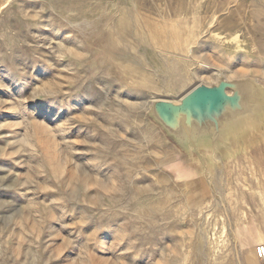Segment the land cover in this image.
Segmentation results:
<instances>
[{
    "label": "rangeland",
    "instance_id": "1",
    "mask_svg": "<svg viewBox=\"0 0 264 264\" xmlns=\"http://www.w3.org/2000/svg\"><path fill=\"white\" fill-rule=\"evenodd\" d=\"M0 3V264H259L264 110L195 150L189 190L163 161L196 167L192 143L150 108L220 77L264 93V0Z\"/></svg>",
    "mask_w": 264,
    "mask_h": 264
},
{
    "label": "water",
    "instance_id": "2",
    "mask_svg": "<svg viewBox=\"0 0 264 264\" xmlns=\"http://www.w3.org/2000/svg\"><path fill=\"white\" fill-rule=\"evenodd\" d=\"M263 97L252 80L220 77L215 84L194 86L178 102L154 100L150 114L180 144L195 146L206 137L213 144L222 132L264 110Z\"/></svg>",
    "mask_w": 264,
    "mask_h": 264
},
{
    "label": "bare ground",
    "instance_id": "3",
    "mask_svg": "<svg viewBox=\"0 0 264 264\" xmlns=\"http://www.w3.org/2000/svg\"><path fill=\"white\" fill-rule=\"evenodd\" d=\"M1 4V3H0ZM262 4V3H261ZM263 5H258V6H256V8H255V10H254V12H255V14H257V15H264V7H262ZM233 40V39H232ZM161 41V40H160ZM156 42V41H155ZM261 43V46H263L262 48H264V41H261L260 42ZM239 45V44H238ZM255 45V43L252 45V46H254ZM191 51V49H188V52H190ZM191 58H190V57ZM189 56H187V58H190L191 60H192V56H191V53H190V55ZM238 57V56H237ZM243 59L244 60H246L247 59V56H243ZM193 60H196V59H193ZM229 60V58L227 57V61ZM240 60V62H241V60L242 59H239ZM244 60H243V62H244ZM197 63H199V62H197ZM239 63V62H238ZM228 70L229 71H231L232 70V68H228ZM263 73H264V70H263ZM166 85V84H165ZM167 86V85H166ZM169 88V87H168ZM258 116V115H257ZM261 118V117H260ZM246 120V119H245ZM242 122L243 121H241L240 123V126L241 125H243L242 124ZM239 124V123H238ZM237 126V128H240L239 127V125H236ZM242 127V126H241ZM262 127V126H261ZM244 129H245V126L243 127ZM250 128H251V126H250ZM253 128V127H252ZM243 129V131H245ZM240 130H241V128H240ZM232 131V130H231ZM236 131V130H235ZM239 131V130H238ZM238 131H236V134H238L237 132ZM262 131H264V130H262ZM261 131V132H262ZM246 133H247V129H246V131H245ZM245 132H243L242 133V136L241 137H243V135H244V133ZM252 132H254L253 130H252ZM225 134V133H224ZM230 134H231V132H230ZM234 134V133H233ZM241 134V133H240ZM240 134L238 135V136H240ZM252 135H253V133H252ZM262 135V134H261ZM221 136V135H220ZM249 136H251V135H249ZM255 137L254 138H256V135H254ZM263 136V135H262ZM244 138V137H243ZM245 138H248V136L247 135H245ZM219 139H220V137H219ZM206 139H202V145H203V142L205 143L204 145H203V147L202 146H200L199 145V140L196 142V144H195V146H192L191 144H185L184 146V148H185V150L188 152V155H189V158L192 160V161H194V162H196L197 163V166L196 167H191L190 166V164L187 162V161H185V160H183L181 157H179V155L178 154H176L175 155V157H174V159L173 158H170V159H168V160H166L165 162L163 161V164H166L167 165V167H169V168H172V169H174V172H175V176L176 177H178V178H182L183 179V181L185 182V184L187 185V187H188V189L189 190H191V189H193V188H195V189H198V188H200L199 187V185L201 184V182L200 181H198V179H192L193 178V176L197 173V171L199 170H203L204 171V169H205V167H203V166H206L205 164L203 165V156L201 155V153L200 152H195V150H200V149H202V150H204L206 147H208V144H206V142H210V140L209 141H205ZM243 141V145H244V149L245 150H243V152H244V154H245V156L248 158H251V156H250V153H251V148H250V146H251V144H250V146H249V144H248V142L249 141H247V140H242ZM253 140L251 139V141L250 142H252ZM253 144V143H252ZM206 146V147H205ZM252 147V146H251ZM197 154V156H195V154ZM251 160V159H250ZM101 184V183H100ZM211 233V232H210ZM211 239H212V241H210L209 242V244H213V245H216V246H218V237H220L219 235L217 236V235H215V233L213 232V235L211 234ZM203 246H205V241H202V240H200L199 242H198V248L200 249L201 247H203ZM65 253V252H64ZM214 257V256H213ZM213 260H216V257H214L213 258Z\"/></svg>",
    "mask_w": 264,
    "mask_h": 264
},
{
    "label": "crops",
    "instance_id": "4",
    "mask_svg": "<svg viewBox=\"0 0 264 264\" xmlns=\"http://www.w3.org/2000/svg\"><path fill=\"white\" fill-rule=\"evenodd\" d=\"M261 207H264V204H261L260 200L254 199L252 214L246 219L244 222L246 227L244 226V230L242 229V235H246L244 250L253 253L251 255L255 258H257L256 247L264 246V210H261Z\"/></svg>",
    "mask_w": 264,
    "mask_h": 264
},
{
    "label": "built area",
    "instance_id": "5",
    "mask_svg": "<svg viewBox=\"0 0 264 264\" xmlns=\"http://www.w3.org/2000/svg\"><path fill=\"white\" fill-rule=\"evenodd\" d=\"M261 249H264V246H257L255 252L259 264H264V254L261 253Z\"/></svg>",
    "mask_w": 264,
    "mask_h": 264
},
{
    "label": "snow or ice",
    "instance_id": "6",
    "mask_svg": "<svg viewBox=\"0 0 264 264\" xmlns=\"http://www.w3.org/2000/svg\"><path fill=\"white\" fill-rule=\"evenodd\" d=\"M261 253L264 254V249H261Z\"/></svg>",
    "mask_w": 264,
    "mask_h": 264
}]
</instances>
